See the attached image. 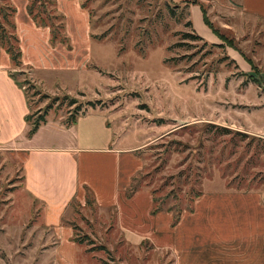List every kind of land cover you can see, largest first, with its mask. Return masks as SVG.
Listing matches in <instances>:
<instances>
[{
  "label": "rangeland",
  "instance_id": "374dc122",
  "mask_svg": "<svg viewBox=\"0 0 264 264\" xmlns=\"http://www.w3.org/2000/svg\"><path fill=\"white\" fill-rule=\"evenodd\" d=\"M24 2L38 21L63 26L65 41L50 34L51 48L71 51L57 0H0V33L19 40L15 16ZM75 3L87 19L86 55L68 62L81 74L37 80L23 64L14 68L0 44V61L6 54L9 74L25 92L18 85L20 92L0 98L7 119L16 123L27 102L33 119L105 115L116 139L139 147L135 186L148 188L173 223L204 192L264 195V21L243 12L239 0ZM18 156L0 147V264H173L169 251L126 243L113 211L87 204V192L70 202L58 226L46 227L41 207L21 189Z\"/></svg>",
  "mask_w": 264,
  "mask_h": 264
},
{
  "label": "crops",
  "instance_id": "0c3cea01",
  "mask_svg": "<svg viewBox=\"0 0 264 264\" xmlns=\"http://www.w3.org/2000/svg\"><path fill=\"white\" fill-rule=\"evenodd\" d=\"M25 4L19 5L15 16L23 67L37 80L41 74H81L84 69L75 71L68 62L75 53L86 55L87 19L75 0H57L66 18L71 51L61 45L51 48L49 30L34 25ZM239 5L247 15L264 21V0H239ZM11 67L7 55L1 56L0 98L11 91L24 92L10 77ZM30 113L27 102L20 119L12 123L0 104V147L16 151L24 159L21 189L41 207V222L46 227L58 226L70 202L83 201L89 191L98 209L113 211L115 228L126 243L139 246L148 242L154 249L169 251L173 264H264L263 194L204 192L173 224L169 212L152 214L153 197L148 188L128 194L143 166L139 147H126L116 139L105 115L79 116L70 125L62 117L49 116L28 138L29 124L23 117ZM72 245L64 248L68 256Z\"/></svg>",
  "mask_w": 264,
  "mask_h": 264
},
{
  "label": "trees",
  "instance_id": "16d2710c",
  "mask_svg": "<svg viewBox=\"0 0 264 264\" xmlns=\"http://www.w3.org/2000/svg\"><path fill=\"white\" fill-rule=\"evenodd\" d=\"M14 12H15V9H11V13H14ZM27 13L31 17V19L35 22L36 25L41 26V27H45V28L47 27V28L50 29L51 41L54 42L55 40H57V38H59V41L60 42L65 41L66 37H65V35L63 33V31H64L63 30V26L60 25V26H58L59 28H54L52 23L46 24L42 20H41V22L38 21L36 19L35 15H33L32 8H31V6L29 4L27 5ZM56 18H58V16ZM203 21H204V23H206L205 20H204V18H203ZM189 26H192L191 23H189ZM192 36H193V38L195 40H202V38L199 35H197V34L192 35ZM8 38H10L16 44H18V41L19 40H18V38L15 35H11L10 37H6V34L4 32L0 33V44L4 48L5 52L9 55L10 62L13 65V67L14 68H19V67L22 66L20 47H19V45H16L15 48L12 47L11 46V43L9 42V39ZM10 77L17 83V81L14 79L13 75L10 74ZM25 82H27V81H25ZM17 85H19L20 87H22L21 84H19V83H17ZM54 100H57V99H54ZM33 116L34 115L30 113L29 115H27V119H26L27 123L29 124V129H28V132H27V137L28 138H30L31 136H33L37 132V130L39 129V127L43 123H45V121H46V113H45V115H39L35 119H33ZM75 120H76V118H74V117L71 118L70 117V118L67 119L66 124L70 125V124L74 123ZM221 130L224 131V132H229V130L226 129V128H222ZM134 183H135V180H133V182L131 183V186L129 188V193L128 194L133 193L138 188H145V187L135 186ZM88 194L91 197V199L90 198L89 199L86 198V203L88 204V203H91L92 202L94 204L92 195L89 193V191H87V195ZM161 211H163V210H161L159 208V206L156 205V202H155L154 197H153L152 214H156V213L161 212ZM180 214H181V212H180ZM178 220H179V217L174 218V223L173 224H176ZM76 242H77V244H82V241H76ZM101 248H104V247H101Z\"/></svg>",
  "mask_w": 264,
  "mask_h": 264
}]
</instances>
